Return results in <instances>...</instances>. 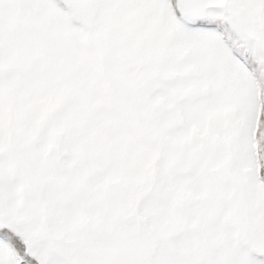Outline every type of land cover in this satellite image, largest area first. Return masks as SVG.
<instances>
[{
    "label": "snow or ice",
    "instance_id": "snow-or-ice-1",
    "mask_svg": "<svg viewBox=\"0 0 264 264\" xmlns=\"http://www.w3.org/2000/svg\"><path fill=\"white\" fill-rule=\"evenodd\" d=\"M0 264H264V0H0Z\"/></svg>",
    "mask_w": 264,
    "mask_h": 264
}]
</instances>
